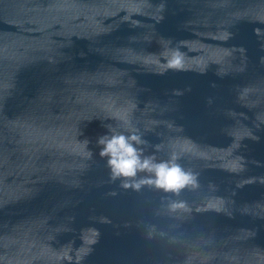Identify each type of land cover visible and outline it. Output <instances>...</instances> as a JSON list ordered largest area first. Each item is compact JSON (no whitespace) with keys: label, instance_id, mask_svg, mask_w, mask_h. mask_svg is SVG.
I'll return each mask as SVG.
<instances>
[{"label":"water","instance_id":"obj_1","mask_svg":"<svg viewBox=\"0 0 264 264\" xmlns=\"http://www.w3.org/2000/svg\"><path fill=\"white\" fill-rule=\"evenodd\" d=\"M128 124L195 186L112 180ZM0 264H264V0H0Z\"/></svg>","mask_w":264,"mask_h":264},{"label":"clouds","instance_id":"obj_2","mask_svg":"<svg viewBox=\"0 0 264 264\" xmlns=\"http://www.w3.org/2000/svg\"><path fill=\"white\" fill-rule=\"evenodd\" d=\"M174 64H180V56L176 55ZM110 135L99 136L96 140L100 148L98 153L105 160L112 180L120 179L124 188L139 190L143 185H153L164 192L179 194L186 186H195L196 176L191 171H185L173 154L168 160L157 161L155 155H145L142 147L148 142L144 140L139 130L130 124L124 132H118L111 125H106ZM87 141L83 144L86 148ZM88 158L91 151L87 150ZM146 173V177L137 179L138 174Z\"/></svg>","mask_w":264,"mask_h":264}]
</instances>
